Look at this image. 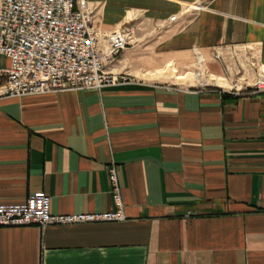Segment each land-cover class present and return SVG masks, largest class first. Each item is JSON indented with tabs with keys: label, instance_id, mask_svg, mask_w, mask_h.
<instances>
[{
	"label": "crops",
	"instance_id": "1",
	"mask_svg": "<svg viewBox=\"0 0 264 264\" xmlns=\"http://www.w3.org/2000/svg\"><path fill=\"white\" fill-rule=\"evenodd\" d=\"M90 2L101 30L137 27L109 67L128 80L1 98L0 204L43 191L53 214L123 219L0 227V264H264V91L188 90L167 69L200 50L225 75V48L264 66V0Z\"/></svg>",
	"mask_w": 264,
	"mask_h": 264
},
{
	"label": "built area",
	"instance_id": "2",
	"mask_svg": "<svg viewBox=\"0 0 264 264\" xmlns=\"http://www.w3.org/2000/svg\"><path fill=\"white\" fill-rule=\"evenodd\" d=\"M196 4L197 10L203 6ZM96 21L97 9L90 0H1L0 54L10 63L0 67V99L65 90H100L127 81L128 77L118 78L109 67L134 44L137 27L105 32ZM230 49L235 57H239V51L249 53L245 48ZM194 53L199 64L206 61L200 50ZM213 56L217 61L226 57L222 50L214 51ZM250 58L257 67V58ZM205 87L211 84L198 83L187 89ZM259 91H264L263 75L251 92ZM109 172L112 185L116 186V166L110 167ZM116 198L120 200L118 194ZM121 219L122 215L114 212L53 214L51 197L43 191L30 195L24 203L0 204V227Z\"/></svg>",
	"mask_w": 264,
	"mask_h": 264
},
{
	"label": "rangeland",
	"instance_id": "3",
	"mask_svg": "<svg viewBox=\"0 0 264 264\" xmlns=\"http://www.w3.org/2000/svg\"><path fill=\"white\" fill-rule=\"evenodd\" d=\"M203 1H199L197 3H201V5H203L202 3ZM190 4H196V2L194 3H189V4H185V6L183 7V11L185 14H194L195 12H197V8H195V6H198L197 4L195 6H190ZM184 14V15H185ZM176 19L178 18V13L172 15L170 17V20L173 21V18ZM175 19V20H176ZM223 52L225 53V60L224 61H219L221 63V65L223 66V68L225 69V75H223L224 77H226L230 83H231V87H224V88H230V89H235V90H240V92H249L252 91L254 89V84L259 81L260 75H262V73H264V66H261V64L259 63V65L257 67H254L252 65L253 60L250 58L251 55L249 53H247L246 51H239L237 53H239V57H235V55H233L232 50L230 48H225L223 50ZM214 57V56H213ZM192 63L190 64L189 67H187L185 70H179L177 69V71L179 73H177L176 66H171L168 67L167 69L169 71H174L177 74H185L187 72H198L199 70H203L206 74V76L209 77V75L213 74L211 72V70L209 69V61L206 59L205 62L199 64L198 60L196 59L195 56L192 57ZM204 68V69H203ZM230 70V71H228ZM188 73L186 76L184 75V78L182 79L183 81H185V78H190ZM126 76V75H123ZM130 76V75H128ZM127 77V76H126ZM184 84V83H183ZM198 83H196L195 85H197ZM211 87H216L217 85L214 83H210ZM188 86H192L191 84H186ZM193 85V86H195Z\"/></svg>",
	"mask_w": 264,
	"mask_h": 264
},
{
	"label": "bare ground",
	"instance_id": "4",
	"mask_svg": "<svg viewBox=\"0 0 264 264\" xmlns=\"http://www.w3.org/2000/svg\"><path fill=\"white\" fill-rule=\"evenodd\" d=\"M206 59V58H205ZM204 69V68H203ZM177 71V70H176ZM177 73H179L177 71ZM189 74L190 78H186L187 84H191L192 86L195 85L196 83L204 84V83H214L217 86H222V87H231L230 81L224 77L223 75H217V74H211L206 76L205 72L203 70H199L198 72H187L185 75ZM264 76V73H262ZM175 83H178L176 81H173Z\"/></svg>",
	"mask_w": 264,
	"mask_h": 264
}]
</instances>
